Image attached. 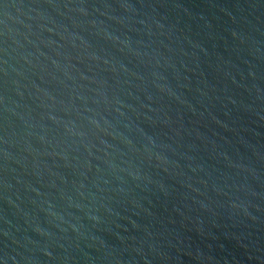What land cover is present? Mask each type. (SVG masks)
I'll list each match as a JSON object with an SVG mask.
<instances>
[{
	"label": "water",
	"instance_id": "1",
	"mask_svg": "<svg viewBox=\"0 0 264 264\" xmlns=\"http://www.w3.org/2000/svg\"><path fill=\"white\" fill-rule=\"evenodd\" d=\"M0 264H264V0H0Z\"/></svg>",
	"mask_w": 264,
	"mask_h": 264
}]
</instances>
